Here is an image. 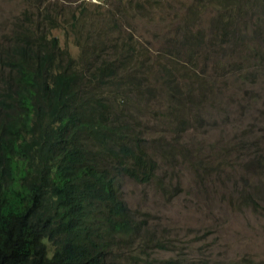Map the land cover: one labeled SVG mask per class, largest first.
Masks as SVG:
<instances>
[{
  "label": "trees",
  "instance_id": "trees-1",
  "mask_svg": "<svg viewBox=\"0 0 264 264\" xmlns=\"http://www.w3.org/2000/svg\"><path fill=\"white\" fill-rule=\"evenodd\" d=\"M30 2L40 11L22 12L0 35V264H128L126 259L134 256L129 264H183L182 259L151 256L167 241L147 213L135 218L122 198L121 182L129 179L167 201L178 186L165 189L156 161L168 162L173 153L172 165L183 158L197 186L213 184L211 176L220 167L235 168L238 149L262 163V134L231 135L232 141L215 136L207 143L216 149L210 157L199 145L194 155L180 136L192 126L188 118L204 125L216 114L200 107L212 75L195 70V49L216 55L214 68L223 55L230 59L243 51L249 55L240 62L264 73V47L254 43L264 39V0L216 1L217 13L198 24L223 45L209 41L203 47L199 27L191 44L183 38L181 51L160 48L172 62L155 66L137 38L121 41L123 25L118 41H110L117 18L100 14L93 21L98 32L90 33L75 30L76 24L86 25L80 20L85 7ZM198 5L205 7L193 4L181 18L193 24L202 13ZM58 16L67 26L66 38L74 34L73 43L83 42L89 54L79 51L78 59L72 58L55 36L41 32L45 26L58 27ZM153 101L164 106L165 134L152 136L154 129L146 123ZM166 132L172 133L169 140ZM226 156L235 162L228 163ZM216 201L211 191L205 203L212 207ZM119 247H125L124 256Z\"/></svg>",
  "mask_w": 264,
  "mask_h": 264
},
{
  "label": "rangeland",
  "instance_id": "rangeland-1",
  "mask_svg": "<svg viewBox=\"0 0 264 264\" xmlns=\"http://www.w3.org/2000/svg\"><path fill=\"white\" fill-rule=\"evenodd\" d=\"M44 1L52 7L71 6L70 10L85 7L80 20L86 25L76 24L75 30L98 32L93 21L102 13L117 18L119 26L108 33L110 41H118L117 34L120 25H123L120 29L121 41H127L131 35L145 44L150 53L149 62L154 66L157 62H172V57L163 55L160 48L181 51L183 38L186 37L191 44L192 35L199 31V27L204 30V33L200 31L203 47L208 46L209 41L222 44L215 36L209 38V32H206L204 25L198 24L209 22L217 13L218 5L215 2L221 0H118L113 5L110 0H103L100 4L91 0ZM198 2L202 5L205 3V7L198 5L202 13L190 24L181 18V13H187V8ZM35 4L30 0H0V35L7 32L9 25L21 17L22 12L40 11ZM31 19H35L34 16ZM58 20V27L45 26L41 32L55 36L60 46L72 58L78 59L79 51L89 54V47L83 42L73 43V40L76 42L74 34L69 33L66 38L64 32L67 26L62 17L58 16ZM250 34L252 35L251 32ZM254 43L264 47V39L254 40ZM240 48L239 46L238 49ZM195 53L198 56L195 70H203L212 75L207 82V101L201 103L200 107L207 111L216 110V114L209 124L204 125H195L188 118L192 126L187 127L180 136V143L185 148H190L194 155L199 152L197 145L202 146V155L207 157L216 151L208 147V140L218 135L232 141L231 135L248 134L255 137L262 134L264 144V73H260L262 68L251 70L247 63H241L240 57L249 55L243 51L233 54L230 59L223 55L224 60L219 61L220 64L216 63V68L213 67V62L218 58L216 55L204 56L199 48L195 49ZM224 62L230 65L224 68L221 66ZM170 91L171 87L168 86L167 92ZM166 117L163 104L158 105L153 101L150 114L145 116L147 125L154 129L152 136L158 131L165 134ZM166 134L165 138L169 140L168 136H172V133ZM234 153L238 157L235 168L220 167L218 174L211 176L215 181L213 184L199 186L194 183V175L185 167L183 158L176 166L172 165L175 153L169 156L168 162L157 160L159 169L156 174L163 177L165 189L171 191L178 186L177 193L167 201L159 193L145 191L141 189V185L123 179L121 195L134 210L135 218L138 219V212L147 213L151 222L158 225V234L167 241L166 248L154 250L151 256L162 260L182 259L183 264H264V149L262 163L252 160L246 150L238 149ZM155 156L157 158V149ZM224 159L230 164L235 162L233 156H226ZM211 191L217 197L212 207L205 203ZM116 251L122 256L126 254L125 247L116 248ZM133 258L135 256L126 259L127 263H131Z\"/></svg>",
  "mask_w": 264,
  "mask_h": 264
},
{
  "label": "built area",
  "instance_id": "built-area-1",
  "mask_svg": "<svg viewBox=\"0 0 264 264\" xmlns=\"http://www.w3.org/2000/svg\"><path fill=\"white\" fill-rule=\"evenodd\" d=\"M93 3L99 4L101 3L103 0H91Z\"/></svg>",
  "mask_w": 264,
  "mask_h": 264
},
{
  "label": "clouds",
  "instance_id": "clouds-1",
  "mask_svg": "<svg viewBox=\"0 0 264 264\" xmlns=\"http://www.w3.org/2000/svg\"><path fill=\"white\" fill-rule=\"evenodd\" d=\"M60 44V43H59Z\"/></svg>",
  "mask_w": 264,
  "mask_h": 264
}]
</instances>
